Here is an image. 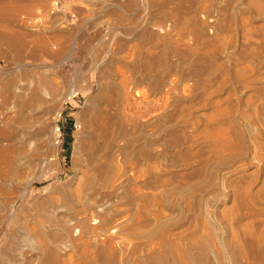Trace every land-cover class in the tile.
I'll return each mask as SVG.
<instances>
[{
	"label": "rangeland",
	"instance_id": "obj_1",
	"mask_svg": "<svg viewBox=\"0 0 264 264\" xmlns=\"http://www.w3.org/2000/svg\"><path fill=\"white\" fill-rule=\"evenodd\" d=\"M0 4V264H264V0Z\"/></svg>",
	"mask_w": 264,
	"mask_h": 264
},
{
	"label": "built area",
	"instance_id": "obj_2",
	"mask_svg": "<svg viewBox=\"0 0 264 264\" xmlns=\"http://www.w3.org/2000/svg\"><path fill=\"white\" fill-rule=\"evenodd\" d=\"M35 20H37V19H35ZM71 92H72V95H70L68 97V100L69 99H75L78 96L77 92H73V91H71ZM68 100L66 99V101H64L62 103L63 104V107L61 108L62 111L58 112L57 115H55V117H54L55 120L53 121L52 126L57 133H60V130L64 127L62 116H63L64 108H66L64 106L67 104Z\"/></svg>",
	"mask_w": 264,
	"mask_h": 264
},
{
	"label": "bare ground",
	"instance_id": "obj_3",
	"mask_svg": "<svg viewBox=\"0 0 264 264\" xmlns=\"http://www.w3.org/2000/svg\"><path fill=\"white\" fill-rule=\"evenodd\" d=\"M9 1V0H8ZM1 5V4H0ZM8 6H9V4H8ZM4 7V6H3ZM6 8H8V7H6ZM11 8V7H10ZM4 9V8H3ZM4 10H6V9H4ZM20 12V11H19ZM1 16V15H0ZM0 44H2V43H0ZM17 48V47H16ZM5 49V48H4ZM90 149V148H89ZM72 160V159H71ZM74 164V163H73Z\"/></svg>",
	"mask_w": 264,
	"mask_h": 264
}]
</instances>
